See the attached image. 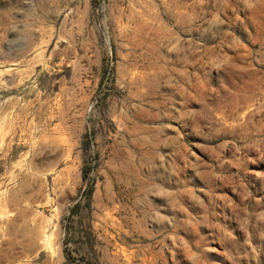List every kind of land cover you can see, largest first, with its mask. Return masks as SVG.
Listing matches in <instances>:
<instances>
[{
    "label": "rangeland",
    "instance_id": "1",
    "mask_svg": "<svg viewBox=\"0 0 264 264\" xmlns=\"http://www.w3.org/2000/svg\"><path fill=\"white\" fill-rule=\"evenodd\" d=\"M0 264H264V0H0Z\"/></svg>",
    "mask_w": 264,
    "mask_h": 264
}]
</instances>
